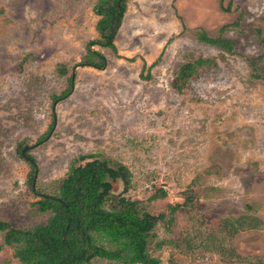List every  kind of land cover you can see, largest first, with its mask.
<instances>
[{
  "label": "rangeland",
  "instance_id": "374dc122",
  "mask_svg": "<svg viewBox=\"0 0 264 264\" xmlns=\"http://www.w3.org/2000/svg\"><path fill=\"white\" fill-rule=\"evenodd\" d=\"M99 1L0 0V220L45 224L30 181L54 194L92 154L127 168L124 196L157 218L148 252L161 264H264V0H127L116 50L92 47L104 70L83 65ZM198 59L216 65L178 93ZM0 264H21L2 234Z\"/></svg>",
  "mask_w": 264,
  "mask_h": 264
},
{
  "label": "trees",
  "instance_id": "16d2710c",
  "mask_svg": "<svg viewBox=\"0 0 264 264\" xmlns=\"http://www.w3.org/2000/svg\"><path fill=\"white\" fill-rule=\"evenodd\" d=\"M126 10L127 0L98 2L99 40L89 44L83 65L98 70L106 68V58L92 47L116 50L114 41ZM199 40L228 54L235 49L232 40L213 39L205 32L199 35ZM215 65L212 59L184 64L172 83L173 88L181 93L199 68ZM60 73L68 72L62 66ZM72 83L70 78V87ZM20 151L32 165L34 177L37 171L34 158L23 154V149ZM118 181L124 189L116 195L113 189ZM32 182L33 179L30 189L39 197L35 205L38 211L50 215L47 222L31 229H18L0 220L4 245L14 248V257L21 264H91L97 259L118 264H161L148 252L157 218L141 212L135 201L124 196L130 185V174L123 165L90 154L75 160L54 194H38ZM165 196L162 193L155 198Z\"/></svg>",
  "mask_w": 264,
  "mask_h": 264
},
{
  "label": "water",
  "instance_id": "95a60500",
  "mask_svg": "<svg viewBox=\"0 0 264 264\" xmlns=\"http://www.w3.org/2000/svg\"><path fill=\"white\" fill-rule=\"evenodd\" d=\"M30 147H26L24 150H23V154L26 152L27 149H29Z\"/></svg>",
  "mask_w": 264,
  "mask_h": 264
}]
</instances>
